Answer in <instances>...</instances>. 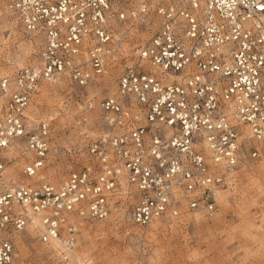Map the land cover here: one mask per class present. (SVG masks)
Here are the masks:
<instances>
[{
    "label": "built area",
    "instance_id": "built-area-1",
    "mask_svg": "<svg viewBox=\"0 0 264 264\" xmlns=\"http://www.w3.org/2000/svg\"><path fill=\"white\" fill-rule=\"evenodd\" d=\"M2 13L40 51L33 65L0 77V264H31L17 261L16 239L34 217L39 240H59L66 255L79 219H107L126 186L137 226L213 214L246 142L260 154L264 0H0ZM121 24L152 35L98 102L97 130L80 131L87 163L56 185L42 174L52 123L32 118L33 98L44 83L84 87L109 76ZM21 140L28 160L19 174L7 172L15 159L7 153Z\"/></svg>",
    "mask_w": 264,
    "mask_h": 264
},
{
    "label": "rangeland",
    "instance_id": "rangeland-1",
    "mask_svg": "<svg viewBox=\"0 0 264 264\" xmlns=\"http://www.w3.org/2000/svg\"><path fill=\"white\" fill-rule=\"evenodd\" d=\"M119 26L114 41L116 61L111 65L109 76L84 87L64 79L44 83L29 108L35 120H51L52 148L42 174L56 185L87 163V142L80 131L97 130L100 125L98 102L114 91L115 79L122 67L130 63L135 49L152 35V30H146L144 25ZM39 45V40L28 35L12 16L2 13L0 77L36 63ZM88 102L95 103L96 108L89 109ZM84 117L87 118L85 123L82 122ZM252 146L246 142L240 163L228 171L226 185L217 192L213 214L202 210L185 211L177 218L157 220L147 227L137 226L130 215L135 192L126 186L124 191L128 196H115L116 204L107 219H79L76 245L67 252L68 259L54 251L52 243H42L29 225L17 238V261L31 264L50 260L56 264H264V140L259 143L260 154L256 157L250 154ZM7 155L15 158L7 172L19 174L28 160L24 140L9 149ZM73 250L81 253L80 263Z\"/></svg>",
    "mask_w": 264,
    "mask_h": 264
},
{
    "label": "bare ground",
    "instance_id": "bare-ground-1",
    "mask_svg": "<svg viewBox=\"0 0 264 264\" xmlns=\"http://www.w3.org/2000/svg\"><path fill=\"white\" fill-rule=\"evenodd\" d=\"M115 55V54H114ZM249 137V136H248ZM38 224V219L36 217L33 218V222L30 223V227L34 230H36V226ZM29 229V227H28ZM98 237V236H97ZM17 241V239H16ZM51 247H53V250L58 252L59 255H63L65 258H67L68 256H66L65 254H61L63 251V246L61 245V242L59 240H54L52 241ZM79 252V251H78ZM76 250H73V254L75 256V258L78 260V262H81V253H78ZM72 255V254H71Z\"/></svg>",
    "mask_w": 264,
    "mask_h": 264
}]
</instances>
